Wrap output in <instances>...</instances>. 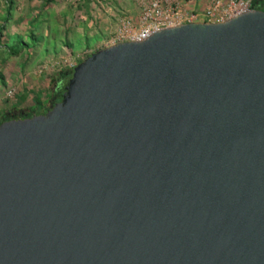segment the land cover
I'll use <instances>...</instances> for the list:
<instances>
[{"label": "water", "instance_id": "obj_1", "mask_svg": "<svg viewBox=\"0 0 264 264\" xmlns=\"http://www.w3.org/2000/svg\"><path fill=\"white\" fill-rule=\"evenodd\" d=\"M53 79L0 111V264H264V0Z\"/></svg>", "mask_w": 264, "mask_h": 264}, {"label": "crops", "instance_id": "obj_2", "mask_svg": "<svg viewBox=\"0 0 264 264\" xmlns=\"http://www.w3.org/2000/svg\"><path fill=\"white\" fill-rule=\"evenodd\" d=\"M186 1L193 8L203 7L206 3V0ZM91 3L89 0H79L77 10L71 14L72 9L65 1L47 0L44 4L40 3L38 8H34L33 17L24 19L23 22L28 27L26 32H3L0 42L5 41L6 44L0 46V84L13 85L16 95L15 100L1 103L0 111L14 103L25 105L27 109L34 100L39 99L42 86L37 83L40 81L47 84V75L36 77L32 74L33 68L45 59L64 58L62 51L66 48L65 45H69L73 52L93 51L104 46L107 25L111 27L114 21L96 11L93 6L90 7ZM7 9L4 7L0 19H5L8 24L15 22L14 18L9 20ZM94 17H99V24L96 25L97 19ZM5 27L0 25V32ZM17 27L22 28V25ZM43 79L46 81L42 82Z\"/></svg>", "mask_w": 264, "mask_h": 264}, {"label": "built area", "instance_id": "obj_3", "mask_svg": "<svg viewBox=\"0 0 264 264\" xmlns=\"http://www.w3.org/2000/svg\"><path fill=\"white\" fill-rule=\"evenodd\" d=\"M101 1V4L108 3V0ZM137 4L140 11L136 19L124 15L114 16V24L103 42L104 46L144 40L153 29L160 26L194 22L221 23L237 15L244 6V0H206L200 8L190 7L186 0H137ZM106 10L110 12V9ZM38 68L41 74L47 65ZM5 99L15 100V91L8 90Z\"/></svg>", "mask_w": 264, "mask_h": 264}, {"label": "rangeland", "instance_id": "obj_4", "mask_svg": "<svg viewBox=\"0 0 264 264\" xmlns=\"http://www.w3.org/2000/svg\"><path fill=\"white\" fill-rule=\"evenodd\" d=\"M47 0H0V15L2 14V11L4 10V7H7V3H9L10 5H8L9 7H7V15L9 17V20L11 21L13 18V20L15 22H10L9 24L7 23V21H4L5 19H0V25H2V27H5L1 32H0V36L6 32L10 31H15L18 33H24L27 31L28 27L26 26V24L23 22L24 19L33 17L34 16V11L36 8H38L41 4H44V2ZM65 1V3H67L69 5V7L72 9L71 10V14H74L75 11L78 8V1L79 0H63ZM91 1V5L90 7L93 6V8L104 14L105 17H110L112 18V20L114 21V16L117 15H124V16H128L131 17L133 19H136V17L138 16L139 13V6L137 4V0H108V3H102L101 4V0H89ZM100 4H99V3ZM107 7V8H106ZM28 8V10H27ZM35 8V9H34ZM105 9H110L106 10ZM6 10V9H5ZM111 15V16H110ZM16 18V20H15ZM20 18V20L18 19ZM97 19L96 25L99 24V17H94ZM4 23V24H3ZM109 23V20H108ZM7 24L8 29H7ZM114 24V23H113ZM17 25H22L21 27H17ZM98 27V26H96ZM113 27V25L108 26L107 25V35L109 34V31L111 30V28ZM98 29V28H97ZM8 30V31H6ZM22 30V31H21ZM6 31V32H5ZM4 32V33H3ZM10 33V32H9ZM2 37V36H1ZM4 37V36H3ZM6 42H0V46H5ZM35 45V44H34ZM33 45V46H34ZM36 47V46H34ZM65 49L64 51H62L63 55L65 56L64 58L62 57L61 59H54V60H50V59H45L44 61L38 63L34 68H33V75L38 77V76H43V75H47V79L49 77L55 76V74H59L58 72L60 71H66L67 69H69L71 66L70 65H75L77 64L86 54H88L91 51H77V52H73L71 49H69V45L66 46L65 45ZM12 57H10L11 59ZM59 60V61H58ZM43 65H47V68L44 72H42L41 74L38 73V67L43 66ZM40 87H44L45 84L41 83L40 81L37 83ZM51 86V84H47V87ZM41 87V88H42ZM13 89L15 91V95H16V88L13 87V85L10 84H6V83H2L0 84V104L2 103H8L9 101L11 102L12 100H6L5 99V95L7 93L8 90Z\"/></svg>", "mask_w": 264, "mask_h": 264}, {"label": "trees", "instance_id": "obj_5", "mask_svg": "<svg viewBox=\"0 0 264 264\" xmlns=\"http://www.w3.org/2000/svg\"><path fill=\"white\" fill-rule=\"evenodd\" d=\"M8 5H10L9 3H7V7H9ZM59 74L57 75H55L54 76V79H53V82H54V84H56L57 83V81L59 80V79H61V78H65V76H66V71H60V72H58ZM63 93V92H62ZM59 99V98H58ZM60 99H61V97H60Z\"/></svg>", "mask_w": 264, "mask_h": 264}, {"label": "flooded vegetation", "instance_id": "obj_6", "mask_svg": "<svg viewBox=\"0 0 264 264\" xmlns=\"http://www.w3.org/2000/svg\"><path fill=\"white\" fill-rule=\"evenodd\" d=\"M58 95H56L55 96V98H56V102H60L61 101V99H60V96H61V94H62V90L60 89V87L58 88V93H57ZM59 98V99H58Z\"/></svg>", "mask_w": 264, "mask_h": 264}]
</instances>
